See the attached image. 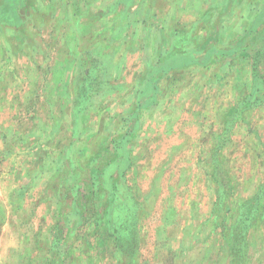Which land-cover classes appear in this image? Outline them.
Listing matches in <instances>:
<instances>
[{
  "label": "rangeland",
  "instance_id": "rangeland-1",
  "mask_svg": "<svg viewBox=\"0 0 264 264\" xmlns=\"http://www.w3.org/2000/svg\"><path fill=\"white\" fill-rule=\"evenodd\" d=\"M0 264H264V0H0Z\"/></svg>",
  "mask_w": 264,
  "mask_h": 264
}]
</instances>
